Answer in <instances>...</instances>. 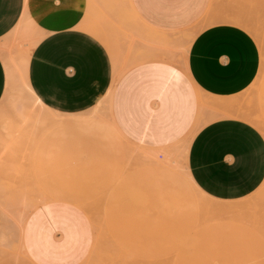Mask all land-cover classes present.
I'll list each match as a JSON object with an SVG mask.
<instances>
[{
    "label": "crops",
    "instance_id": "obj_1",
    "mask_svg": "<svg viewBox=\"0 0 264 264\" xmlns=\"http://www.w3.org/2000/svg\"><path fill=\"white\" fill-rule=\"evenodd\" d=\"M92 1L0 0V44L26 9L44 34L30 54L25 50L35 94L55 110L74 113L78 130L106 141L118 135L149 152L168 153L159 148L180 140L198 121L202 125L187 154L196 185L226 201L257 190L264 180L260 131L234 115L203 123L209 110L198 107L201 96L206 104L231 113L234 100L260 69L255 39L240 26L213 24L186 45L185 35L199 24L211 0H130L141 22L126 24L118 49L111 43L107 49L103 31L87 12ZM20 57L0 47V101L5 87L12 89L5 65L12 68L11 84H18L13 69ZM117 66L123 68L121 76L104 110L100 101L91 107L106 93ZM22 244L35 264H80L93 244L92 224L72 204L46 202L28 215Z\"/></svg>",
    "mask_w": 264,
    "mask_h": 264
},
{
    "label": "rangeland",
    "instance_id": "obj_2",
    "mask_svg": "<svg viewBox=\"0 0 264 264\" xmlns=\"http://www.w3.org/2000/svg\"><path fill=\"white\" fill-rule=\"evenodd\" d=\"M87 12L103 31L107 49L110 43L118 49L126 24L141 22L130 0H93ZM218 15L251 24L253 32L243 29L254 37L261 63L255 80L234 100L231 113L199 97V111L203 104L211 108L203 123L234 115L253 125L264 138V0H211L199 24L185 35V44ZM30 20L34 19L27 10L25 22ZM22 30L18 27L0 44L15 58L24 48L30 54L44 35L36 21L27 37ZM117 68L106 93L91 107L100 101L104 110L121 76L122 69ZM13 91L5 87V98L0 101V264H35L23 249L22 232L28 215L46 202L72 204L90 219L93 244L80 264H264V180L252 194L235 201L202 191L187 166L189 145L202 125L198 121L180 140L159 148L172 155L174 167L168 172L128 159L127 152L135 146L123 137L114 135L106 141L78 130L74 113L35 112L39 115L35 118L34 112L20 108L18 100L14 104ZM21 132L27 134L25 139L19 138ZM109 163L111 169L106 168Z\"/></svg>",
    "mask_w": 264,
    "mask_h": 264
},
{
    "label": "bare ground",
    "instance_id": "obj_3",
    "mask_svg": "<svg viewBox=\"0 0 264 264\" xmlns=\"http://www.w3.org/2000/svg\"><path fill=\"white\" fill-rule=\"evenodd\" d=\"M27 10L28 9H26V12H25V14L23 15V17L21 18V20L19 21V23L17 24V26L13 29V31L14 30H16L18 27H20V26H22V36L23 37H27L28 35H29V33H30V31L32 30V28H33V25H34V23H35V21L34 20H30V21H27V22H25V17H26V15H27ZM221 22H228L229 24L231 23V24H235V25H238V26H241L242 28H244V29H247L248 31H250V32H253V30H252V27L247 23V22H245L243 19H241V18H237V17H230L229 15L227 16V15H218V16H214V17H212V18H210L209 20H207V24L206 25H212V24H217V23H221ZM222 24V23H221ZM205 25V26H206ZM207 27V26H206ZM202 28V27H201ZM201 30V29H200ZM12 31V32H13ZM11 32V33H12ZM251 35V34H250ZM258 35V34H257ZM254 38V37H253ZM154 40V39H153ZM157 40H158V38H157ZM187 41V40H186ZM188 43L189 42H187V45H188ZM171 44V43H170ZM170 44H168V46L170 45ZM175 44V43H174ZM178 44V43H177ZM173 45V44H172ZM179 45V44H178ZM182 44H180V46H181ZM166 46H167V44H166ZM177 46V45H176ZM184 45H182L181 47H183ZM178 48V47H177ZM25 50H26V48H24V51H23V53L21 54V57H20V60H19V62H18V67H16L15 65H14V69H13V71H14V73L15 72H18L19 73V80H18V84H16L15 83V80H14V82L11 84V82L13 81V79L14 78H12V68H10V67H8V66H6L5 65V71H6V75H7V78H8V80H9V85H10V87L15 91H13L14 92V96H12V98H10L11 100H13V102H14V104H16V102H17V100L19 101V103H20V108H22V107H25V108H27V109H29L31 112H37L38 114H39V112H44V111H54L55 110V108H52V107H50L49 105H47L46 103H44L36 94H35V92H34V90L32 89V87H31V85H30V83L27 81V78L26 77H28V60L26 59V56H25ZM112 51V50H111ZM168 51H170V50H168ZM185 51H186V48H185ZM112 52H115V50L113 49V51ZM173 52V51H172ZM145 54V53H144ZM11 57V56H10ZM115 57V56H114ZM13 58H15V57H13ZM113 58V57H112ZM111 58V59H112ZM118 58H119V56H118ZM7 59V58H6ZM5 59V60H6ZM4 60V59H3ZM10 60V58L8 59V60H6V61H9ZM113 60H114V58H113ZM119 60V59H118ZM130 62V61H129ZM117 64H119V62L118 63H116V65ZM115 65V64H114ZM117 67H120V66H117ZM116 67V68H117ZM114 68H115V66L113 67V70H114ZM117 69H119V68H117ZM123 69V68H122ZM121 70V69H120ZM116 72L115 73H117V70H115ZM121 72V71H120ZM12 89H10V90H12ZM13 95V94H12ZM5 96V95H4ZM7 97V96H6ZM11 97V96H10ZM10 103H12V102H10ZM16 105H18V104H16ZM223 105V104H222ZM203 106L205 107V105L203 104ZM204 107H202L203 109H204ZM208 107V106H207ZM18 108H19V106H18ZM208 109H211V108H208ZM22 111V110H21ZM93 111V113H95V110H92ZM214 111V113L215 112H217V110L215 111V110H213L212 109V112ZM218 111H219V109H218ZM24 112H25V109H24ZM30 112V113H31ZM45 112V113H46ZM26 113V112H25ZM25 113H23V117H26V114ZM29 113V112H28ZM37 113H35V115L37 114ZM218 113V112H217ZM220 113V112H219ZM219 113H218V115H219ZM18 114V113H17ZM44 114V113H43ZM49 114V113H48ZM54 114V113H53ZM213 114V113H212ZM211 114V115H212ZM222 115H223V112L221 113ZM242 114V113H241ZM34 115V114H33ZM39 115H41V114H39ZM38 115V116H39ZM51 115V114H50ZM228 115V114H227ZM230 115V114H229ZM21 116V115H20ZM27 116H28V114H27ZM38 116L36 115L35 116V118L37 117L38 118ZM214 115H212V117H213ZM22 117V116H21ZM23 117H22V120H23ZM41 117V116H40ZM248 117V116H247ZM42 118V117H41ZM40 118V119H41ZM50 120H51V118L50 117H48ZM28 117H27V121H28ZM33 119V118H32ZM48 119V120H49ZM30 120V119H29ZM24 121V120H23ZM22 121V122H23ZM33 121V120H32ZM59 121V120H58ZM50 122L49 121V123H59V122ZM256 122V121H255ZM28 123H29V121H28ZM34 123V122H33ZM23 124V123H22ZM47 124V123H46ZM29 126H30V123L28 124ZM27 125V126H28ZM35 125H36V123H35ZM35 125H32V126H34L35 127ZM52 125H50V127H51ZM28 128V127H27ZM38 130H39V128L38 127H36ZM51 128H54V127H51ZM24 128H22V130H23ZM31 129V128H30ZM30 129H28V130H30ZM36 129V130H37ZM55 129V128H54ZM50 131H52V130H50ZM30 132H31V130H30ZM30 132L28 131V138H29V134H30ZM34 132V131H33ZM37 132V131H36ZM53 132V131H52ZM21 133H22V136H21ZM21 133H19L20 134V137L19 138H21V137H23V139H25L27 136H25V135H27L26 133H25V135H23L24 133L23 132H21ZM50 133V132H49ZM9 134V133H8ZM7 134V135H8ZM12 134V133H11ZM34 134V133H33ZM37 135V134H36ZM39 135V134H38ZM50 135V134H49ZM48 135V136H49ZM25 137V138H24ZM42 137V136H41ZM12 138V137H11ZM10 138V139H11ZM14 138V137H13ZM19 138H17L16 137V139H19ZM27 138V139H28ZM22 139V138H21ZM21 139H20V141H21ZM31 139V138H30ZM30 139H29V142H30ZM8 140V139H7ZM3 141V140H2ZM18 141V140H17ZM32 141V140H31ZM36 141V140H35ZM39 141V140H38ZM5 142V141H4ZM23 142V141H22ZM22 142H20V144L22 143ZM27 142V141H26ZM25 142V143H26ZM1 143V142H0ZM5 143H7V142H5ZM13 143V142H12ZM11 143V144H12ZM34 143V142H33ZM187 143V142H186ZM15 144H16V141H15ZM17 144H19V143H17ZM24 144V143H23ZM38 144V143H37ZM35 145V144H34ZM3 146V145H2ZM27 146V145H26ZM12 147V146H11ZM28 147V146H27ZM5 148V147H4ZM31 148V147H30ZM187 148V147H186ZM17 151V150H16ZM26 151H27V149H26ZM8 152V151H7ZM175 152V151H174ZM6 153V152H5ZM20 153V152H19ZM184 153H186V152H184ZM8 154V153H7ZM10 154V153H9ZM175 154V153H174ZM173 154V155H174ZM5 155V154H4ZM11 155H14V154H11ZM28 155V154H27ZM15 156V155H14ZM21 156H23V153L21 154ZM176 156V155H175ZM179 156V155H178ZM6 157V156H5ZM19 157V156H18ZM128 159H130V157L131 158H134V160H136V161H140V162H142V163H145L146 165H148V166H158L159 168H161V169H163V170H165V171H168V172H171L170 170H171V168H173L174 167V164H173V162H172V155L170 156V153H165V154H162V153H158V152H149V151H144V150H141V149H137V148H135V149H133L132 151H130V153L128 154ZM3 158V157H2ZM13 158V157H12ZM20 158V157H19ZM18 158V159H19ZM181 158H182V156H181ZM184 158V157H183ZM10 159V158H9ZM16 158L14 157V160H15ZM11 160H13V159H11ZM26 160V159H25ZM131 160V159H130ZM22 161V160H21ZM20 162V161H19ZM13 163V162H12ZM10 164V163H9ZM6 165V164H5ZM23 165H24V163H23ZM27 165V164H26ZM184 165V164H183ZM10 166H12V164L10 165ZM1 168V167H0ZM13 168V167H12ZM184 168V167H183ZM28 169H30V171H33L32 169L33 168H28ZM12 171H13V169H11ZM25 172V171H24ZM16 173V172H15ZM25 174V173H24ZM185 174V173H184ZM28 176H30V175H28ZM185 176V175H184ZM32 177V176H31ZM33 177H34V175H33ZM186 178V177H185ZM187 178H189V177H187ZM30 179H32V178H30ZM186 180V179H185ZM189 180H190V178H189ZM27 182H30L29 180L27 181ZM33 182H34V180H33ZM186 182L187 183H189L190 184V181H188V180H186ZM29 184V183H28ZM35 184V183H34ZM192 184V183H191ZM190 184V185H191ZM191 186H195V185H191ZM35 189V188H34ZM198 190V189H197ZM32 191V190H31ZM193 191V190H192ZM33 192V191H32ZM196 192V191H195ZM200 192V191H199ZM201 193V192H200ZM204 195V194H203ZM202 195V196H203ZM32 204V203H31ZM240 210V209H239ZM31 212V211H30ZM19 217V216H18ZM22 218V217H21ZM25 218V217H24ZM10 219V218H9ZM13 221V220H12ZM17 223V222H16ZM20 223V222H19ZM21 226V225H20ZM22 227V226H21ZM19 228V227H18ZM19 236V235H18ZM2 239H1V235H0V241H1ZM21 257V256H20Z\"/></svg>",
    "mask_w": 264,
    "mask_h": 264
}]
</instances>
